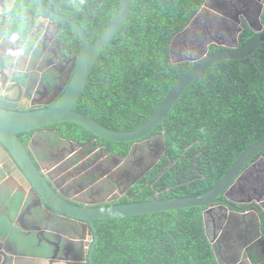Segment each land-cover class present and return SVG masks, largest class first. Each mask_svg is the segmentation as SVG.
<instances>
[{"label": "trees", "instance_id": "trees-1", "mask_svg": "<svg viewBox=\"0 0 264 264\" xmlns=\"http://www.w3.org/2000/svg\"><path fill=\"white\" fill-rule=\"evenodd\" d=\"M42 1L78 23L94 42L122 0ZM206 2L134 0L121 29L97 56L74 110L90 113L115 131H131L144 124L177 80L192 69L189 62L171 64L170 44ZM26 14L41 16L34 0H17L6 32L23 44L33 31ZM35 41L36 37L26 51ZM56 41L63 58L81 56L82 42L68 27L60 25ZM253 58L254 62L250 57L218 62L183 91L166 120L146 137L164 133V155L146 180L131 188L133 199L125 197L123 203L202 195L248 147L264 138V42ZM46 128L60 130L61 137L80 145L98 140L122 157L133 144L100 139L72 123ZM204 209L99 220L94 264H215Z\"/></svg>", "mask_w": 264, "mask_h": 264}, {"label": "flooded vegetation", "instance_id": "flooded-vegetation-1", "mask_svg": "<svg viewBox=\"0 0 264 264\" xmlns=\"http://www.w3.org/2000/svg\"><path fill=\"white\" fill-rule=\"evenodd\" d=\"M17 0H0V103L13 106L15 110L26 107L28 111L43 109L47 104L60 97L66 90L71 78L70 72L73 62L70 58L62 57V46L56 41L58 35L56 27L40 17L25 15L28 22L38 28L36 34L26 44L13 42L14 39L6 35L7 24L12 18ZM206 8L211 9L212 17H216L215 0H207ZM235 9L239 11L241 26L246 42L255 35L254 29L264 30V0H244L238 3L234 0ZM247 17H245V16ZM249 26L251 28H249ZM248 28V29H247ZM254 28V29H253ZM251 34V35H250ZM36 37L30 51L26 46ZM228 46L211 45L209 53L227 49H236L241 45L228 38ZM20 47L23 49L20 50ZM60 130L38 128L18 134V138L27 151L33 165L42 174L50 186L52 193L60 200L75 206L88 208L108 207L125 204L123 199L132 200L129 191L146 180L154 169L148 171L139 181L128 190L132 176L138 175L145 166L149 155L148 145L140 140L137 146L131 147L127 156L122 157L110 151L106 145L98 140H92L84 145L61 137ZM251 166L252 177L247 176L249 183L245 192L237 191V199L251 198L253 201L242 206L252 211L256 216L249 215L248 232L245 239L252 245L246 253L236 250V254L243 255L244 264H264L262 254L256 242H260L264 235V217L259 209L264 205V167ZM255 172H259L256 175ZM132 177V178H131ZM153 178V177H152ZM150 182L146 181V185ZM154 188V183H152ZM143 188L141 187L140 190ZM158 193H156L157 195ZM241 208V207H240ZM223 215L230 219L227 232L237 233L241 228L236 224L238 213L216 209L207 216L208 236H218L222 229L219 217ZM97 229V221L94 222ZM87 223L56 213L45 198L38 194L26 178L18 163L7 149L0 143V241L2 250L11 248L12 238L26 242L24 254L36 258L51 259L56 253L58 257L65 255L68 260H75L84 264L89 263V254L96 238V233ZM98 231V229H97ZM260 233V234H259ZM99 234V233H98ZM12 237H8V236ZM224 244V243H222ZM225 244H228L226 241ZM59 245L60 248L59 249ZM66 247V251L63 249ZM95 252V251H94ZM224 255L231 257V252L222 249ZM215 254V253H214ZM94 258V254H93ZM256 260V261H255ZM216 264V263H215Z\"/></svg>", "mask_w": 264, "mask_h": 264}, {"label": "water", "instance_id": "water-1", "mask_svg": "<svg viewBox=\"0 0 264 264\" xmlns=\"http://www.w3.org/2000/svg\"><path fill=\"white\" fill-rule=\"evenodd\" d=\"M134 0H122L120 6L110 24L103 33L91 42L86 31L72 19L56 13L43 3L42 0H34L35 6L41 14V18L48 21L49 24L56 27L57 33L60 25L66 26L77 34L82 42V53L80 57L70 58L73 62L70 72L71 78L64 93L54 101L47 104L43 109L28 111L26 107H19L17 111L13 106H7L0 103V143L7 149L10 155L16 160L20 169L38 194L46 199L48 205L62 216L79 219L92 227L96 233L95 241L89 254V263L94 264L93 254L99 240V234L94 222L104 219L125 218L138 215L152 214L165 211L179 212L181 209L192 207H204L205 230L208 235L207 216L212 214L216 209L221 211H230L238 213L241 220L237 218L236 224L241 228L237 233L227 232L230 226V219L225 215L219 217L222 224V231L218 236L209 238L215 253L216 264H244L242 256L236 254V250L246 253L248 247L252 245L251 240L245 239L248 232L249 215L256 216L249 211L250 206H242L251 203L253 200L237 199V191L245 192L247 176L251 177L250 167L258 165L260 161L264 165V138L250 147H248L233 163L226 175L208 192L193 197H174L167 199L152 198L149 201L131 202L125 204L112 205L108 207L88 208L85 206H75L65 203L52 193L50 186L42 177V174L33 165L27 151L18 138V134L43 128L51 125L72 123L85 130L93 133L100 139L114 143H133L137 146L138 142L146 138L152 131L169 115L174 104L179 100L183 91L197 78H203L207 69L212 65L226 60H241L251 58L254 62L253 53L264 42V30L254 29L255 35L243 41V27L239 11L235 9L234 0H215L217 10L216 17H212V10L206 8L207 2L202 6L200 11L192 18L188 26L177 33L170 44V62L176 65L182 62H189L193 65L183 77L177 80L164 100L158 105L153 115L141 126L131 131H115L105 127L96 121L90 113L84 114L74 110L78 98L86 86L89 72L99 55V53L109 44L113 37L121 29L128 13L130 12ZM238 3H244V0H237ZM245 16V15H244ZM247 17V16H245ZM249 28H251L249 26ZM248 29V28H247ZM38 28L32 31L29 40L38 34ZM228 38L237 44V39L241 45L236 49L219 50L218 52L209 53L211 45L228 46ZM13 40V39H12ZM13 42H17L14 40ZM2 69V68H1ZM0 69V71H1ZM148 145L149 155L145 160V166L138 175L132 176L130 185L127 190L134 185L145 173L155 168L165 153L164 133L146 138L144 141ZM241 207V208H240ZM264 217V205L259 208ZM257 217V216H256ZM88 225H84L86 228ZM260 234V233H259ZM0 234V241L2 239ZM8 237H12L11 235ZM260 242H256L259 251L264 254V235ZM228 241V244H225ZM11 248L2 250L0 247V264H84L77 260H68L65 255L58 257L55 253L52 258L43 259L24 254L27 248L25 241L12 238ZM224 243V244H222ZM59 249L60 245H59ZM222 249L231 252V257L224 255ZM66 251V247L63 252ZM259 264V263H257Z\"/></svg>", "mask_w": 264, "mask_h": 264}, {"label": "crops", "instance_id": "crops-1", "mask_svg": "<svg viewBox=\"0 0 264 264\" xmlns=\"http://www.w3.org/2000/svg\"><path fill=\"white\" fill-rule=\"evenodd\" d=\"M21 49H23V47H20V50H21ZM262 166L264 167V165H262ZM255 174L260 176V173H259V172H255ZM249 186H250V185H249V183H248V187H249ZM248 187H246V189H245L246 191L248 190Z\"/></svg>", "mask_w": 264, "mask_h": 264}]
</instances>
